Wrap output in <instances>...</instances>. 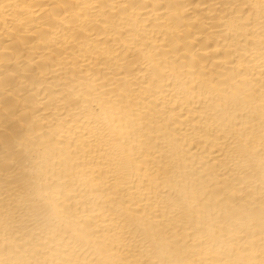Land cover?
Returning <instances> with one entry per match:
<instances>
[{
    "label": "bare ground",
    "instance_id": "6f19581e",
    "mask_svg": "<svg viewBox=\"0 0 264 264\" xmlns=\"http://www.w3.org/2000/svg\"><path fill=\"white\" fill-rule=\"evenodd\" d=\"M0 264H264V0H0Z\"/></svg>",
    "mask_w": 264,
    "mask_h": 264
}]
</instances>
